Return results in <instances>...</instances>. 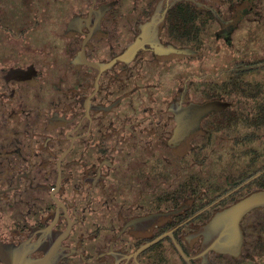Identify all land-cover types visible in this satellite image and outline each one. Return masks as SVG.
<instances>
[{
  "label": "flooded vegetation",
  "instance_id": "1",
  "mask_svg": "<svg viewBox=\"0 0 264 264\" xmlns=\"http://www.w3.org/2000/svg\"><path fill=\"white\" fill-rule=\"evenodd\" d=\"M256 2L0 0V264H264V206L209 228L264 191Z\"/></svg>",
  "mask_w": 264,
  "mask_h": 264
},
{
  "label": "rangeland",
  "instance_id": "2",
  "mask_svg": "<svg viewBox=\"0 0 264 264\" xmlns=\"http://www.w3.org/2000/svg\"><path fill=\"white\" fill-rule=\"evenodd\" d=\"M258 15H255L257 20L256 25H250L247 27V23H242L240 28L236 32V52H240V58L236 57L235 63L241 64L244 68H254V73H249L243 77L250 83H263L264 84V0H257L256 5ZM252 14H247L243 18L242 22L249 19ZM219 51L221 55L226 57L227 63L233 62L234 58H231L228 50L225 47H217L215 49ZM220 59L211 60L210 64L218 63ZM256 69V70H255Z\"/></svg>",
  "mask_w": 264,
  "mask_h": 264
},
{
  "label": "water",
  "instance_id": "3",
  "mask_svg": "<svg viewBox=\"0 0 264 264\" xmlns=\"http://www.w3.org/2000/svg\"><path fill=\"white\" fill-rule=\"evenodd\" d=\"M214 107L215 105L211 104L205 105L203 109L201 108V111L210 112ZM261 206H264V191L251 194L215 215L209 224L210 231L225 228V233L212 236L215 239L211 248L217 252L229 254L240 248L242 245V234L239 228V221L250 209Z\"/></svg>",
  "mask_w": 264,
  "mask_h": 264
}]
</instances>
